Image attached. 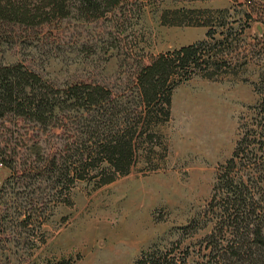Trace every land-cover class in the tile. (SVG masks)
I'll use <instances>...</instances> for the list:
<instances>
[{
    "label": "rangeland",
    "instance_id": "obj_1",
    "mask_svg": "<svg viewBox=\"0 0 264 264\" xmlns=\"http://www.w3.org/2000/svg\"><path fill=\"white\" fill-rule=\"evenodd\" d=\"M78 7L40 26H9L0 40V62L22 65L45 87L100 86L112 100L93 113L75 106L71 95L51 127L16 122L43 153L69 148L64 163L71 175L6 185L12 172L0 163V264H135L147 255L203 264L202 244L224 223L229 203L243 193L248 207L254 199L259 205L252 209H264V145L257 138L264 58L253 54L230 71L183 81L169 121L158 124L143 117L135 72L151 56L214 45L228 35L254 43L263 24L248 22L243 0H129L122 11L91 19ZM246 131L253 138L229 189L223 167ZM115 138L134 151L126 174L92 158L76 176L77 147L87 158L92 143ZM231 239L228 231L219 243Z\"/></svg>",
    "mask_w": 264,
    "mask_h": 264
},
{
    "label": "trees",
    "instance_id": "obj_2",
    "mask_svg": "<svg viewBox=\"0 0 264 264\" xmlns=\"http://www.w3.org/2000/svg\"><path fill=\"white\" fill-rule=\"evenodd\" d=\"M243 1L248 8V22L255 20L263 24V33L254 43H245L228 35L225 40H216L214 45L200 42L167 55L151 56L147 63L138 64L135 72L137 95L147 124H158L162 117V122L169 121L174 90L193 75L203 72L211 77L213 73L209 72L212 71H230L239 63H248V58L253 54L264 58V0ZM128 2L129 0H0V40L4 29L9 26H40L58 18H68L71 4L77 3L80 13L91 19L103 16L109 10L122 11ZM212 34L213 31H209L207 36L214 38ZM71 95L75 106L92 110L93 113H98L95 111L104 108L105 103H112L110 92L100 86L86 85L81 89L54 91L45 87L37 74L27 71L22 65L0 62V163L12 172L6 185L31 183L39 179L37 177L49 180L60 172H66V176L71 175L64 163L65 154H70L69 148L68 151L66 147H61L55 153H43L38 143H32V146L29 144L30 140L21 132L24 130L23 126L16 123L18 120L21 123L24 121L44 126L50 123L51 127L54 121H58L57 112L65 109V98H71ZM261 108V122L258 125L261 134L257 138L264 145V103ZM251 133L246 131L232 159L223 167V182L229 189L234 186L232 174L247 153L250 138H253ZM114 140L115 142L109 141L107 144L98 141L92 143L93 146H89L86 153L89 149L93 153H88L87 158H83L86 157L85 153L79 155L81 150L77 147L74 153L80 156L77 161L80 163V170L76 169V176H81V172L85 171L87 165L84 164V159L87 162L92 158L107 162L117 172L126 174L134 156L133 148L130 142H121L118 138ZM111 181L113 179L103 183ZM241 194L238 201L231 202L226 207L222 217L224 223L217 233L202 244L201 251L208 253L203 264H264V209L261 207L260 212L252 209L259 205V201L254 199L249 202L248 207L246 201L249 200L244 199L243 193ZM231 209L234 213L230 212ZM228 231L232 234V239L222 246L219 239ZM182 261V264H187L186 258ZM135 264H172V261L168 259V255L163 259L147 255Z\"/></svg>",
    "mask_w": 264,
    "mask_h": 264
},
{
    "label": "built area",
    "instance_id": "obj_3",
    "mask_svg": "<svg viewBox=\"0 0 264 264\" xmlns=\"http://www.w3.org/2000/svg\"><path fill=\"white\" fill-rule=\"evenodd\" d=\"M1 166H2V164H1Z\"/></svg>",
    "mask_w": 264,
    "mask_h": 264
}]
</instances>
